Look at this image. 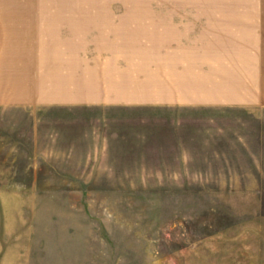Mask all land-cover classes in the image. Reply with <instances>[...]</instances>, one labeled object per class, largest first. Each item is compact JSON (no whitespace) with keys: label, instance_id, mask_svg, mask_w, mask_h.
<instances>
[{"label":"rangeland","instance_id":"obj_1","mask_svg":"<svg viewBox=\"0 0 264 264\" xmlns=\"http://www.w3.org/2000/svg\"><path fill=\"white\" fill-rule=\"evenodd\" d=\"M70 1L0 0V264H264V108L22 98L19 15Z\"/></svg>","mask_w":264,"mask_h":264},{"label":"crops","instance_id":"obj_2","mask_svg":"<svg viewBox=\"0 0 264 264\" xmlns=\"http://www.w3.org/2000/svg\"><path fill=\"white\" fill-rule=\"evenodd\" d=\"M81 1L19 15L40 31L32 40L27 33L25 101L127 110L264 108V0Z\"/></svg>","mask_w":264,"mask_h":264},{"label":"bare ground","instance_id":"obj_3","mask_svg":"<svg viewBox=\"0 0 264 264\" xmlns=\"http://www.w3.org/2000/svg\"><path fill=\"white\" fill-rule=\"evenodd\" d=\"M264 43V42H263Z\"/></svg>","mask_w":264,"mask_h":264}]
</instances>
